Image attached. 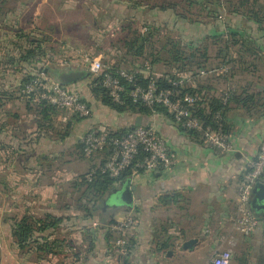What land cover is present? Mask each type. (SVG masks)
Listing matches in <instances>:
<instances>
[{
    "label": "crops",
    "instance_id": "obj_1",
    "mask_svg": "<svg viewBox=\"0 0 264 264\" xmlns=\"http://www.w3.org/2000/svg\"><path fill=\"white\" fill-rule=\"evenodd\" d=\"M15 9L0 4V24H13ZM22 18L21 15L19 24ZM252 24L230 22L229 26L233 30ZM223 29L224 26L219 25L217 31ZM249 37L253 38L252 35ZM261 42L264 45V35ZM261 57L264 59V49ZM216 61L218 64L219 61ZM213 69L215 67L204 70L206 73L198 76L192 84L194 86L203 79L207 82L203 87L211 88L210 91L203 89L200 97L216 96L227 87L236 94L246 89L248 93L258 95L259 109L254 114L247 113L233 101L230 104L227 112L228 136L235 147V151L230 153H222L205 144L201 138L187 135L161 113H154L151 117L131 113L118 115L104 107L111 118L104 122L95 113L96 102L91 101V95L87 96V90L79 87L78 82L72 88L82 91L92 116L72 124L71 135L64 141L52 142L41 138L33 145H25L34 130L27 131L29 127L22 123L19 125L23 137L10 132L9 137L2 136L0 141L4 144L0 146L4 152H0V157L5 160V164L0 167V203H7L3 205L4 213H0V264H211L213 255L221 250L230 251L231 264H264V208L257 209L250 204L251 212L259 220L258 227L251 234L242 235L232 229L233 218L238 213L236 191L241 173L246 159L256 156L264 138V73H255L261 76L258 78L260 82L256 80L249 84L233 85L240 74L244 77L250 72H242L237 67L235 75L225 82L214 75ZM18 81L19 78L10 79L7 76L0 84L12 89L18 85ZM19 100L12 104L7 97L2 100V104L7 101L6 104L15 105ZM139 125L153 128L165 140L176 157L171 169L134 175L130 179L134 187L131 206L116 205V196L112 194L107 198L105 208L99 210L89 204L85 205L87 211L58 204L59 193L56 188L62 182L46 183L44 177L52 171L56 161L63 162L68 148L73 150L74 144L67 147L64 142L71 137L79 139L94 126H105L117 131ZM42 142L52 145L44 154L38 150ZM73 153L68 155L84 161L81 167L85 173L98 162L95 159H82L79 152L74 153V156ZM36 156H41L40 163L35 162ZM72 157H68V160H73ZM67 175L69 179L65 182L70 181L71 191L78 192L73 180L77 173L71 170ZM257 184L264 185V174L254 189ZM23 214L38 218L51 215L62 219L49 238L50 242L53 241L52 253L37 258L35 254H21L15 249L11 237L12 225L8 218ZM130 214L136 219L135 227L126 235L132 245V252L128 258L118 259L103 222L110 219L117 221ZM189 239H197V243L192 250H184L182 244ZM74 254H78L77 259Z\"/></svg>",
    "mask_w": 264,
    "mask_h": 264
},
{
    "label": "trees",
    "instance_id": "obj_2",
    "mask_svg": "<svg viewBox=\"0 0 264 264\" xmlns=\"http://www.w3.org/2000/svg\"><path fill=\"white\" fill-rule=\"evenodd\" d=\"M33 0H26L22 4L25 6L32 3ZM100 8H107L106 11L112 10L110 6L118 4L121 11H127L130 14V19L134 18L141 23V26L144 28V32L141 33L137 29H132L130 25L124 28L125 31L130 35L121 40L123 48L125 50V56H132L135 60L139 58H144L141 63L133 62L131 63L130 68L124 69L118 64L116 65H105L104 72L98 76L93 77L91 74L87 73L85 70L84 77L80 79L85 82L84 89L87 88L91 95V99L98 102L103 107L110 109L118 115L122 114H140L141 116L151 117L154 113H161L168 116L178 128L186 133L189 136L194 138H201V136L192 131L182 128L179 124L176 123L174 116L170 114L165 108L160 106H155L153 108L145 106L142 101L134 99L130 94L134 88L137 86L146 87L149 83L148 79H145L144 76L140 73H137L134 78V83H128L121 80L124 90L120 94V102H114L109 95L108 90L102 85L103 78L105 74L115 75L120 70H126L129 73H133L135 70H142L145 64L150 65L154 69V63L159 62V59L155 53V43L159 41L160 37V25L155 21L150 22L148 16L152 13H166L172 12L176 18H179L180 21H187V17L178 14L176 11L177 7L181 4H185L186 7H199L200 10L207 12L208 17L214 21H219L226 29L225 32H217L216 34H207L204 37H198L185 41L184 44L181 41L174 42L168 41L170 48L166 51L168 54L167 60H170L175 67H173L176 73H185V72H194L198 73L202 70H207L211 67V60H218V64L215 68L220 66H229L228 72L221 78L226 82L229 81L231 77L235 74L237 67L240 71H246L250 69L247 65L252 64L253 69L257 68L256 60L260 57L259 53L261 52V37L264 35V29L258 28V39H253L252 37L247 36L249 33L246 30L242 32H234L231 30L229 23L231 19H228L227 22L222 21V16L225 11V4L228 5V12L230 16H240L246 18L249 22H254L255 24H260L262 19L258 18V14L253 12L252 9L239 11V9L245 8L246 4H249V0H239L238 6H235L228 0H94ZM255 2V1H254ZM106 3V5H105ZM256 3V2H255ZM32 6V4L30 5ZM133 11H141L147 19L141 20L142 17L136 16L133 14ZM18 11L14 10V22L13 24L3 25L0 24V82L5 80V77L8 76L10 79H18V85L14 88H8L6 85L0 84V107H2V100L5 96L11 99L12 104L17 100H22L24 103L25 114L32 118V124L35 126V130L30 134L27 143L25 145H33L43 138L46 140L54 141H64L71 135V125L77 122H80L85 119H89L91 115L87 118H80L75 114H68L66 120V125L62 128L55 125L54 116L57 115L59 111H64L57 109L53 106L47 105L46 103L33 104L31 99L26 97L22 93V89L25 84L30 83L34 79L39 77V73H45L46 77L51 79L54 82H59L57 76L63 72L68 71H77L73 70L71 65L65 68H52L48 67L46 64L50 59H53L52 55L47 52L46 41L44 34L40 33L35 34L33 31H26L19 27V18L21 14L17 13ZM124 17V18H128ZM101 17H95L94 21L100 20ZM122 18V17H120ZM231 18V17H229ZM103 18H101L102 20ZM214 27V26H212ZM239 29V28H238ZM262 35L260 38L259 36ZM166 40H169L168 36L164 37ZM156 39V40H155ZM210 45L215 46L217 49L215 51V56L212 58L210 56ZM238 47L237 51L231 52V47ZM253 46V47H252ZM256 48V49H255ZM262 50V49H261ZM51 53V52H50ZM66 54L62 52V54ZM68 56V55H67ZM65 63L71 64L75 63L82 56H72L65 57ZM252 58V61H248ZM150 59V60H148ZM263 59V58H262ZM123 60V59H122ZM121 60V61H122ZM247 60V61H246ZM220 65V66H219ZM71 66V67H70ZM80 70V69H79ZM175 79V76L171 72H162L156 78L157 85L161 88L171 87L169 80ZM79 80V81H80ZM205 80L201 79L194 86L188 85L183 88H177L181 96L191 95L196 96L200 95L203 92V87ZM60 83V82H59ZM61 84V83H60ZM65 87L64 84H61ZM70 90L78 91L82 99L86 102V99L82 96L81 92L78 89L72 88ZM206 91H210L211 88H206ZM225 89L219 92L218 95L204 96L200 97L199 101L194 109L195 115L201 119L205 125H210L216 127L218 123L216 119L217 113H220L221 120L220 124L223 126V131L228 135V124H227V112L230 109L231 102L237 103L247 113H255L259 106L257 105V96L255 94H250L246 89L242 90L240 93H232L227 97V103L224 104L225 99ZM90 108L88 102H86ZM91 109V108H90ZM7 119L0 122V138L4 135H8L10 128V118L18 119L21 121V114L18 112H12L9 109L6 110ZM9 117V118H8ZM20 126V125H19ZM140 126V125H139ZM136 126V127H139ZM95 127V126H94ZM105 127V126H104ZM149 127V126H141ZM13 127H11L12 129ZM110 129L109 127H106ZM135 128V127H134ZM133 129V128H132ZM111 130V129H110ZM131 129H121V130H111L108 138H116L125 135ZM86 134V133H85ZM35 135V136H33ZM3 141H0V145L4 144ZM22 145V144H21ZM78 147L79 154L86 158L83 154V144L78 142L76 144ZM0 146V152H4ZM18 151V150H17ZM15 151V153H17ZM111 148L106 147L103 153H100L95 156L98 162L91 166V168L83 175H81L78 180L75 179L74 185L77 190L81 192L80 202L84 203L80 206L83 210H88L85 208V205L91 204L93 209H100V206L96 205L99 200H102L105 196L109 197L111 194L115 195L114 190L121 185L122 182L129 181L137 173H143V171H138L136 174L132 175L131 168H128L122 172V174L113 178L110 177L107 172L102 173L101 168L104 166L109 156L111 155ZM16 155V154H15ZM42 160L41 156L35 157V162L40 163ZM5 160L0 157V167L4 166ZM90 172H93L91 179L86 178V175ZM8 221L11 222V237L13 240V245L15 249L21 254H35L37 258H40L44 254L52 253V242H50V237L52 236V231L59 227V223L62 221L60 218H55L51 215H46L44 218H38L31 214L15 215L14 217H9ZM115 221L110 219L107 222H103V227L106 229L112 240L114 236L109 231L107 226L114 223ZM130 243V242H129ZM131 245V243H130ZM132 246V245H131ZM132 249V247H131ZM114 250V249H113ZM75 259L78 258V254H74ZM126 259L128 257H121L118 255V259Z\"/></svg>",
    "mask_w": 264,
    "mask_h": 264
},
{
    "label": "rangeland",
    "instance_id": "obj_3",
    "mask_svg": "<svg viewBox=\"0 0 264 264\" xmlns=\"http://www.w3.org/2000/svg\"><path fill=\"white\" fill-rule=\"evenodd\" d=\"M24 1L26 0H2L0 4L3 7L6 6L10 7L11 9H13L14 7H16L17 9V5H19L17 13L23 16L22 21H20L21 23L19 27L25 29L26 31H33L35 34H38L41 31L44 34L45 38L48 39L46 41V49L47 52L53 57V59H50L49 62L46 63L48 67L65 68L71 65L73 68H75L73 70L80 69V71H82L83 67L80 58L75 63L65 64V57H69L70 55L82 56L85 54L91 57H100L104 65L118 64L124 69L130 68L131 63H141L144 59L139 58L135 60V58L132 56H125V50L123 48L121 40L127 38L130 35V32L128 33L127 31H125L124 28L130 25L132 29H137L141 33L144 32V28L141 26L140 20L139 22L137 20L135 22L134 18L130 19V17H128L130 16V14L127 13V11H121L122 8L118 10V4L110 6L112 10L106 11L105 9L107 8H100V6L97 5L96 1L94 0H33L32 3L22 6L21 3H23ZM228 1H231L233 5L238 6L239 0ZM31 4H34L33 8L32 6H30ZM30 7L32 8V10ZM227 7L228 5L225 4V13L221 17L223 22H227L228 19H231L230 21L232 23H239V25H245L249 22L246 18H242L240 16H230ZM244 7L245 8L239 9V11L252 9L253 12L258 14V18L262 19L260 20L261 23L255 24L253 22L254 24L250 25L247 28L242 27L238 29L237 27H235L232 31L242 32V30L244 29L249 32L247 36L252 35L253 39H257V36L259 35L257 29H264V0H249V4H246ZM176 11L179 15L182 14L186 16L187 21H180V19L176 18L172 12H154L148 16L150 22L155 21L158 24H162L160 25L159 31L160 39L155 43V53L159 59V62L154 63V72L158 76L161 75L162 72L176 73L175 70H173V67H175V65L170 60H167L168 54L166 51L170 48V46H166L169 45L168 41H181L184 44L185 41H189L194 38L204 37L205 35L210 33L216 34L217 32H219L217 31L218 26H222L221 22L219 23V21H214V19L211 20L208 17V13L200 10L199 7L189 8L186 7L185 4H181L177 7ZM132 13L137 14L136 16H138L139 18L142 17L141 20L147 19V17L141 11H133ZM30 14L31 16H29ZM95 17H101L103 19L101 20L100 18V20L98 19V21H94ZM212 26L214 27L212 31H210ZM225 30L226 29L224 28L223 32H225ZM165 36H168L169 40H166L164 38ZM262 46L263 48L261 49H264V45ZM237 48L238 47L233 46L231 47L230 51H237ZM216 49L217 48L215 46L213 47L210 45V56H212V58L215 56ZM261 49L260 51H262ZM65 51L66 54H62V52ZM259 55H261V52L259 53ZM248 61H252V58H250ZM210 63L211 68L217 66L216 60H211ZM253 63H256L257 68L253 69L252 64L247 65L248 68L250 67L249 71H247L250 73L246 72L248 73V75H245L244 77H242V74H240V78H236L237 80L235 79L233 85H244L245 83L249 84L250 82H255L256 80L260 82L258 78H260L261 76H258L255 73H264V59H260L259 57L258 60ZM38 75L44 78H48L46 77L45 73H39ZM77 82L79 83V87L84 88L85 82H83V80L67 83L65 84V87L68 89H72V86ZM220 85L222 86L224 84L220 83ZM85 90L88 89L85 88ZM89 95L90 93L89 91H87V96ZM6 98L7 96H5L3 99ZM19 101L20 102L15 105H12L11 103L6 104L7 101L2 104V107H0V122L7 119V109L12 112H18L19 115L21 114L22 120L19 122L18 119L15 120V118H10V126L7 127L10 128V133H17L19 136L23 137L24 134L23 132H21V126H19V124H26L27 128L29 127L27 130L29 132L35 130V126L31 125L32 118L28 116V114H25L24 103L21 102L22 100ZM91 101L93 103L96 102H94L93 99H91ZM96 104L97 105H94V110L96 111L95 113L99 115L100 119H104V122L107 120H111L109 114L106 113L107 109L99 106L98 102H96ZM67 116L68 114L65 111H59L57 115L54 116V124L63 128L66 125V121H64L63 117ZM11 127L13 128L11 129ZM82 138L83 136H81L79 139H73L71 137L66 142H64V146L70 147L74 144L72 151L74 153H78V147H76L75 144L80 142V139ZM51 147V144L47 145L46 143L42 142L38 150H41V154H44L47 153L51 149ZM72 151L71 147L68 148L67 153H65L66 156L64 155L65 159L63 160V162L56 161L53 165L52 171L49 172L46 177H44V180L46 183L62 182L56 188V191L59 193V198H57L59 200L58 204H65L77 209L82 205L81 203H84V201H78V197L81 196V192H72L70 187L72 183L69 184L70 181L65 182V180L69 179L67 174L70 173L71 170L77 173L76 177H74L73 180H78V178L81 176L80 174L85 173V170H83L81 167V164L84 165L83 160L75 159L72 156L71 157L73 160H68L69 158H71L68 153ZM93 159H95V157ZM95 160H97V158ZM107 198L108 197L105 196L102 200H99L96 205L100 206V208H105V205L108 204ZM4 203L7 202L4 201ZM4 203H0V213H4ZM129 216L132 215L130 214ZM123 218L118 220H122Z\"/></svg>",
    "mask_w": 264,
    "mask_h": 264
},
{
    "label": "built area",
    "instance_id": "obj_4",
    "mask_svg": "<svg viewBox=\"0 0 264 264\" xmlns=\"http://www.w3.org/2000/svg\"><path fill=\"white\" fill-rule=\"evenodd\" d=\"M80 60L83 70L93 77L100 76L105 70V65L100 57L84 54ZM228 69L229 66L223 65L213 69V73L217 77H222L228 72ZM137 73L142 74L149 83L146 87L137 86L132 90L130 95L134 99L142 101L145 106L150 108L155 106L165 108L174 116L176 123L182 128L198 133L205 144L220 150L222 153L235 151L233 143L223 131L222 124L219 123L221 120L220 113L216 115L218 121L216 127L205 125L194 113L200 95L181 96L177 90V88L192 85L198 76L206 73L204 70L198 73H173L175 79L169 80L171 85L169 88H161L157 85L156 78L158 75L154 72L153 67L148 64H145L142 70H135L133 73L120 70L115 75L105 74L102 85L108 90L114 102H120V94L124 90L121 80L134 83ZM22 93L30 98L33 104L46 103L80 118H87L91 115V109L78 91L70 90L49 78L39 76L25 84ZM224 93L223 103L226 104L227 97L233 93V89L227 87ZM67 118L68 116L63 117L64 121ZM109 134H111V130L106 127H92L83 136L81 142L83 154L87 159H93L96 155L103 153L106 147L111 148L112 153L101 168V172H107L110 177L117 178L128 168H131L132 175L138 171L169 170L176 163V157L165 140L151 127H135L125 135L116 138H108ZM263 174L264 138L256 156L246 159L236 191L238 213L233 218L232 229L242 235L251 234L259 225L258 218L250 210V200L254 186ZM92 175L93 172H90L86 178L91 179ZM135 225L136 219L127 215L122 220L107 226L114 236L113 249L117 255L121 257L131 255L132 249L126 235ZM231 258L230 251L221 250L213 255L211 264H231Z\"/></svg>",
    "mask_w": 264,
    "mask_h": 264
},
{
    "label": "water",
    "instance_id": "obj_5",
    "mask_svg": "<svg viewBox=\"0 0 264 264\" xmlns=\"http://www.w3.org/2000/svg\"><path fill=\"white\" fill-rule=\"evenodd\" d=\"M84 77V72L68 71L63 72L57 76L61 84H67L76 82ZM133 190L134 187L130 184V180L122 182L119 187L114 190L116 196V205L131 206L133 203ZM254 208L263 209L264 208V185H256V188L252 192V200L250 202ZM197 243V239H189L182 244L184 250H192L193 246Z\"/></svg>",
    "mask_w": 264,
    "mask_h": 264
}]
</instances>
